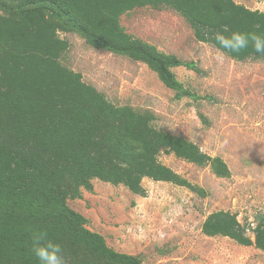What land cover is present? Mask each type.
<instances>
[{
	"label": "trees",
	"instance_id": "16d2710c",
	"mask_svg": "<svg viewBox=\"0 0 264 264\" xmlns=\"http://www.w3.org/2000/svg\"><path fill=\"white\" fill-rule=\"evenodd\" d=\"M144 8L175 12L196 42L215 50L213 35L224 26L264 34V13L233 0H0V264H37L30 250L36 232L62 246L64 264H141L88 231L87 220L68 202L80 200L82 191L91 193L93 181L145 198L144 179L205 198L202 189L158 162L162 152L209 167L217 179L230 177L220 158L205 155L184 138L155 131L150 113L115 107L63 66L69 47L59 34H75L94 50L144 64L177 101L210 102L172 73L184 68L201 75L195 63L162 54L121 27L122 16ZM250 56L264 63L250 49L226 57L242 63ZM201 233L264 254L263 214L240 224L234 214L215 212Z\"/></svg>",
	"mask_w": 264,
	"mask_h": 264
},
{
	"label": "rangeland",
	"instance_id": "374dc122",
	"mask_svg": "<svg viewBox=\"0 0 264 264\" xmlns=\"http://www.w3.org/2000/svg\"><path fill=\"white\" fill-rule=\"evenodd\" d=\"M233 2L264 13V0ZM120 25L158 52L195 63L201 75L184 68L172 73L183 87L210 102L177 101L144 64L94 50L75 34H59L69 47L63 66L80 74L115 107L148 112L154 128L163 124L161 132L220 158L230 177L217 179L209 167L162 152L158 162L202 189L205 198L147 179L141 183L145 198L93 181V191H82L80 200L68 202L69 208L84 217L86 229L102 237L109 248L136 257L141 264H264V254L253 247L201 233L203 222L215 212L234 214L240 224L264 215V63H238L228 57L218 62L219 52L196 42L187 23L165 8L135 9L120 18ZM247 234L253 240L251 232Z\"/></svg>",
	"mask_w": 264,
	"mask_h": 264
},
{
	"label": "clouds",
	"instance_id": "9594fccd",
	"mask_svg": "<svg viewBox=\"0 0 264 264\" xmlns=\"http://www.w3.org/2000/svg\"><path fill=\"white\" fill-rule=\"evenodd\" d=\"M213 39L218 45V62L223 63L227 54H239L250 49L257 57L264 58V34L258 32L230 31L224 26L214 33ZM252 60L253 57H249ZM163 124L157 125L155 131H160ZM195 143V141H193ZM31 253L37 264H64L63 248L59 243L46 239V233L36 232L31 237Z\"/></svg>",
	"mask_w": 264,
	"mask_h": 264
}]
</instances>
